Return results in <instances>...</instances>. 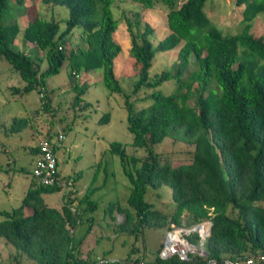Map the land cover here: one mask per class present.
I'll return each instance as SVG.
<instances>
[{
	"label": "trees",
	"instance_id": "1",
	"mask_svg": "<svg viewBox=\"0 0 264 264\" xmlns=\"http://www.w3.org/2000/svg\"><path fill=\"white\" fill-rule=\"evenodd\" d=\"M24 1L0 0V22L10 19L15 7L20 8L19 14L28 16L24 42L36 45L43 55L35 63L25 52L16 50L13 44L19 24H0V58L7 60L25 82L23 88L12 87L14 92L23 96L37 89L48 109L47 78L58 74L68 62L76 93L74 104L81 102L88 88L87 83L78 84L80 72L88 75L99 71L108 93L124 98L131 144L144 148L145 155L128 154L121 142L109 144V152L119 157L130 184L126 205L109 206L111 212L116 207L125 215L118 227L138 239L146 228L182 226L184 214L188 217L187 227L205 220L212 222L205 242L207 257L196 256L187 262L177 257L161 259L156 255L150 259L138 255L133 260L146 264H206L208 259L221 263L264 252V36H254L250 23L264 11V0H236L243 8L244 25L239 33L227 36L204 12L206 0H184L179 6L177 0H133L145 8L165 4L170 32L154 42V29L142 21L140 12L124 18L136 71L132 94L137 97L142 89L175 81L170 93L154 90L140 98L150 100L141 108L134 107L140 99L131 100L115 74V59L121 47L113 39L119 23L112 10L114 0H41L49 9H68V17L58 20L46 18L35 5L26 6ZM76 28L81 29L82 45L67 51V37ZM159 52H176L177 60L171 69L150 76L153 58ZM43 61L46 68L41 70ZM108 118L106 113L101 121L107 122ZM26 122L23 117H15L10 130L19 131ZM170 134L193 145L190 162L162 161L155 147ZM57 148L55 143V152ZM36 151L37 145L31 147L33 157ZM99 171L100 166L85 193L79 199L69 196L61 210L47 206L42 194L60 190L68 179L45 186L32 177L21 204L10 211L0 210V238L33 264H125L132 259L130 256L115 262L104 257L100 259L103 262L84 258L74 240L75 228L93 221L91 214L98 202L92 197L99 189L94 186ZM163 185L171 188L175 203L170 214L153 208L146 200L149 188L158 191ZM188 236L194 240L198 237L196 232Z\"/></svg>",
	"mask_w": 264,
	"mask_h": 264
},
{
	"label": "rangeland",
	"instance_id": "2",
	"mask_svg": "<svg viewBox=\"0 0 264 264\" xmlns=\"http://www.w3.org/2000/svg\"><path fill=\"white\" fill-rule=\"evenodd\" d=\"M184 0H177L179 6ZM26 6H33L46 18L55 19L68 17V9L64 6L46 7L41 0H25ZM32 8V7H31ZM13 9L8 20H2L5 25L17 22L20 31L14 39V48L25 52L35 62H39L42 51L30 42H24L23 31L27 24V14H19L20 8ZM24 11L27 7H23ZM114 18L119 20L113 33V39L120 45V54L115 59V74L123 91L130 94L131 100L144 98L146 94L159 90L170 93L175 86L173 79L165 81L155 89H142L139 94H132L136 71L133 69V59L130 57V36L126 30L125 17H132L140 12L142 21L154 29L153 41L157 42L169 34L166 25L168 7L158 3L155 8H145L133 0H114L112 6ZM243 8L236 0H206L204 12L209 20L222 32L223 36L239 33L244 25ZM254 36H264V11L255 15L250 21ZM64 26H62V29ZM82 45L81 29L76 28L68 35L66 50L77 49ZM176 52H159L153 58L150 76L169 70L176 62ZM41 70L46 68L45 61L40 63ZM191 68V67H190ZM80 72L76 77L78 84H88L79 104L73 103L76 95L69 78L70 67L66 62L61 71L47 78L46 88L50 97L49 108H44L41 93L37 89L23 96L14 92L12 87L23 88L25 82L11 67L10 63L0 58V210L10 211L21 204L23 196L31 185L34 157L30 152L42 139L49 138L58 143L59 137L64 139L56 149L57 171L60 178L68 179V183L60 190L43 193L47 206L61 210L66 199H79L91 184L96 169L94 186L99 189L93 195L98 202L97 209L89 220L75 228L74 240L78 243L82 257L90 256L95 262L102 257L106 260L124 261L128 256L135 258L144 255L154 258L164 239L166 230L163 228H146L136 239L128 235L118 225L125 215L116 207L111 212L110 203L126 205L130 192V184L123 173L120 159L109 152V144L113 141L125 145L128 154L138 157L145 155L144 148H136L132 143V134L127 128V109L124 98L118 93L109 94L101 81V73L94 71L88 75ZM150 100L140 99L135 108L146 106ZM87 104L86 108L83 105ZM109 113L107 122L101 121L104 114ZM15 117L26 119V126L19 131H11L10 127ZM176 135V134H175ZM173 134L165 137L156 145L162 161L171 164L190 162L193 156V145L189 140H182ZM100 163V164H98ZM78 175V179L75 177ZM107 176V179H106ZM71 191V192H70ZM146 200L153 208L170 214L175 209L172 191L168 185H163L158 191L148 189ZM3 217L0 216V220ZM188 217L182 215V226H187ZM189 237V238H188ZM187 238L194 244L198 241L190 236ZM136 248L137 251H131ZM0 264H33L24 253L17 252L11 244L0 238Z\"/></svg>",
	"mask_w": 264,
	"mask_h": 264
},
{
	"label": "built area",
	"instance_id": "3",
	"mask_svg": "<svg viewBox=\"0 0 264 264\" xmlns=\"http://www.w3.org/2000/svg\"><path fill=\"white\" fill-rule=\"evenodd\" d=\"M64 139V136L59 137V144ZM54 144L50 139L44 138L37 144V151L34 154V167L32 177L40 184L54 186L61 182L57 171V157L54 150ZM65 186V185H64ZM210 220H205L194 226H172L166 230L164 239L157 255L161 259L177 257L181 261H194L196 256L207 257L208 254L205 248V242L209 236ZM206 226L202 229V226ZM197 227V230H195ZM192 232L197 233L198 245L192 243L187 236ZM104 260H100L103 262ZM110 261H118L112 259ZM256 262H264V252H258L244 257H236L233 259H225L219 263L213 259H208L206 264H254ZM125 264H146L143 260L129 259Z\"/></svg>",
	"mask_w": 264,
	"mask_h": 264
},
{
	"label": "water",
	"instance_id": "4",
	"mask_svg": "<svg viewBox=\"0 0 264 264\" xmlns=\"http://www.w3.org/2000/svg\"><path fill=\"white\" fill-rule=\"evenodd\" d=\"M211 224V226H212V222L210 223ZM211 226H210V229H211ZM195 230H197V227H196V229ZM209 233H210V231H209ZM207 252V251H206ZM207 254H208V252H207Z\"/></svg>",
	"mask_w": 264,
	"mask_h": 264
},
{
	"label": "bare ground",
	"instance_id": "5",
	"mask_svg": "<svg viewBox=\"0 0 264 264\" xmlns=\"http://www.w3.org/2000/svg\"><path fill=\"white\" fill-rule=\"evenodd\" d=\"M206 226L204 225V226H202V229H204Z\"/></svg>",
	"mask_w": 264,
	"mask_h": 264
}]
</instances>
